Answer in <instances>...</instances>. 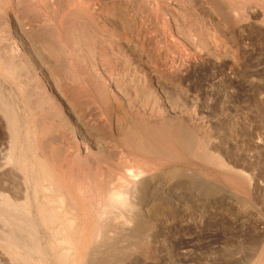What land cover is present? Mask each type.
<instances>
[{"label": "bare ground", "instance_id": "bare-ground-1", "mask_svg": "<svg viewBox=\"0 0 264 264\" xmlns=\"http://www.w3.org/2000/svg\"><path fill=\"white\" fill-rule=\"evenodd\" d=\"M258 31L264 0H0V246L18 264H91L113 229L159 215L163 167L231 169L183 77L203 56L235 72Z\"/></svg>", "mask_w": 264, "mask_h": 264}, {"label": "rangeland", "instance_id": "rangeland-1", "mask_svg": "<svg viewBox=\"0 0 264 264\" xmlns=\"http://www.w3.org/2000/svg\"><path fill=\"white\" fill-rule=\"evenodd\" d=\"M254 36L252 41L243 38L247 48L242 49L235 72L229 67L230 54L220 60L203 56L187 67L183 77L192 98L199 99L209 130L207 150L231 169L219 170L197 160L163 167L146 209L154 206L159 215L141 214L133 231L113 229L94 249L91 264H257L264 250V36L259 31ZM34 60L36 66L48 64L39 53ZM4 89L6 97L16 94L9 85ZM176 107L183 108L179 102ZM232 178L244 185L243 192L228 186ZM149 234L157 235L151 245L154 258L145 245ZM4 249L0 246V264H18L13 252Z\"/></svg>", "mask_w": 264, "mask_h": 264}]
</instances>
